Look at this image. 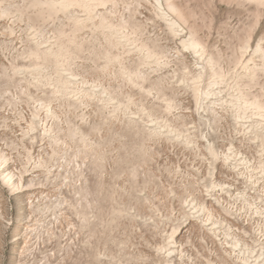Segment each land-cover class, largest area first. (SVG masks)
<instances>
[{"label":"rangeland","instance_id":"1","mask_svg":"<svg viewBox=\"0 0 264 264\" xmlns=\"http://www.w3.org/2000/svg\"><path fill=\"white\" fill-rule=\"evenodd\" d=\"M160 1L0 0V264H264V0Z\"/></svg>","mask_w":264,"mask_h":264},{"label":"bare ground","instance_id":"2","mask_svg":"<svg viewBox=\"0 0 264 264\" xmlns=\"http://www.w3.org/2000/svg\"><path fill=\"white\" fill-rule=\"evenodd\" d=\"M157 2H158V4H160L161 3V1L159 2V0H157ZM57 4V3H56ZM162 5V4H161ZM170 23V22H169ZM175 25L176 24V22L174 21V20H171V25ZM193 40V39H192ZM192 40H190V44H192L193 46H195L197 43L195 42V41H192Z\"/></svg>","mask_w":264,"mask_h":264}]
</instances>
